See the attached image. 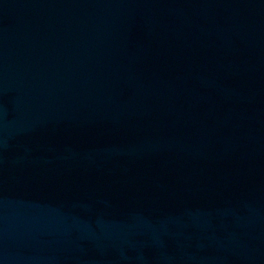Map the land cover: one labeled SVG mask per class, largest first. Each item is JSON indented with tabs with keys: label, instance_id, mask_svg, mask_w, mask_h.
I'll use <instances>...</instances> for the list:
<instances>
[{
	"label": "water",
	"instance_id": "1",
	"mask_svg": "<svg viewBox=\"0 0 264 264\" xmlns=\"http://www.w3.org/2000/svg\"><path fill=\"white\" fill-rule=\"evenodd\" d=\"M0 264H264V0H0Z\"/></svg>",
	"mask_w": 264,
	"mask_h": 264
}]
</instances>
